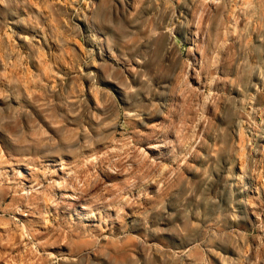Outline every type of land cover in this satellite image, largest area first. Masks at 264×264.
Returning a JSON list of instances; mask_svg holds the SVG:
<instances>
[{
  "label": "rangeland",
  "instance_id": "rangeland-1",
  "mask_svg": "<svg viewBox=\"0 0 264 264\" xmlns=\"http://www.w3.org/2000/svg\"><path fill=\"white\" fill-rule=\"evenodd\" d=\"M0 264H264V0H0Z\"/></svg>",
  "mask_w": 264,
  "mask_h": 264
},
{
  "label": "bare ground",
  "instance_id": "bare-ground-1",
  "mask_svg": "<svg viewBox=\"0 0 264 264\" xmlns=\"http://www.w3.org/2000/svg\"><path fill=\"white\" fill-rule=\"evenodd\" d=\"M197 254H199V253L197 252Z\"/></svg>",
  "mask_w": 264,
  "mask_h": 264
}]
</instances>
